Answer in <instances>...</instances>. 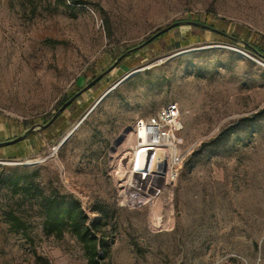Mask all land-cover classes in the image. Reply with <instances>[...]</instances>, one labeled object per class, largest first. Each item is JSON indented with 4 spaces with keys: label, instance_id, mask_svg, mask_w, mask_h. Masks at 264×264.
<instances>
[{
    "label": "rangeland",
    "instance_id": "374dc122",
    "mask_svg": "<svg viewBox=\"0 0 264 264\" xmlns=\"http://www.w3.org/2000/svg\"><path fill=\"white\" fill-rule=\"evenodd\" d=\"M81 1L0 0V141L47 122L173 22L204 23L264 53V0ZM244 42L175 27L124 58L52 126L1 147L0 264H89L71 232L45 233L49 194L76 198L99 223L106 264H264V60ZM170 103L181 110L184 148L195 146L157 205V223L149 207L122 199L117 164L128 158L135 121Z\"/></svg>",
    "mask_w": 264,
    "mask_h": 264
},
{
    "label": "built area",
    "instance_id": "2783aa9c",
    "mask_svg": "<svg viewBox=\"0 0 264 264\" xmlns=\"http://www.w3.org/2000/svg\"><path fill=\"white\" fill-rule=\"evenodd\" d=\"M182 123L177 103L167 104L150 117L135 121L128 158L117 164V183L122 199L130 207L147 206L155 213L159 201L173 190L192 152L190 148L195 146L184 148ZM153 220L158 223L161 215Z\"/></svg>",
    "mask_w": 264,
    "mask_h": 264
},
{
    "label": "trees",
    "instance_id": "16d2710c",
    "mask_svg": "<svg viewBox=\"0 0 264 264\" xmlns=\"http://www.w3.org/2000/svg\"><path fill=\"white\" fill-rule=\"evenodd\" d=\"M57 1L65 2V0ZM68 1L72 4L83 3L81 0ZM42 205L45 217L44 231L47 235L61 238L66 231H69L82 244L89 264H106L109 253L108 242L100 236L99 223L89 221L88 214L79 200L72 196L49 194L43 196ZM12 221L17 224L22 223L17 216L12 217Z\"/></svg>",
    "mask_w": 264,
    "mask_h": 264
},
{
    "label": "water",
    "instance_id": "95a60500",
    "mask_svg": "<svg viewBox=\"0 0 264 264\" xmlns=\"http://www.w3.org/2000/svg\"><path fill=\"white\" fill-rule=\"evenodd\" d=\"M183 24H189V25H194V26H198V27H202V28H206V29H210L212 31L218 32L220 34H223L225 36H228L236 41H241L244 42L240 39H237L233 36H230L228 34H226L225 32H222L212 26L206 25L204 23H200V22H196V21H192V20H185V21H176L173 22L172 24L160 29L159 31H157L156 33H154L152 36H150L147 40L143 41L142 43L129 48L128 50H126L124 53H122L120 56L117 57V59L106 69L104 70L102 73H100L98 76H96L93 80H91L86 86H84L83 88H81L79 91H77L74 95H72L69 99H67L62 105L61 107L53 114V116H51V118L45 122V123H36L33 124L31 127L27 128L22 134H20L19 136L9 139V140H5V141H0V148L1 147H6V146H10V145H14L20 141H23L24 139H26L28 136H30L31 134H33L36 131H41L44 129L49 128L50 126H52L55 121L63 114V112L80 96L82 95L85 91L91 89L95 84H97L100 80L103 79L104 76H106L108 73H110L124 58L128 57L131 53L140 50L141 48L145 47L146 45H148L149 43H151L153 40H155L156 38L160 37L161 35H163L164 33H166L167 31L175 28V27H179ZM249 48H251L257 55H259L261 58L264 59V53H262L261 51H259L256 47L252 46L251 44L244 42ZM84 120V118L82 119ZM81 120V121H82Z\"/></svg>",
    "mask_w": 264,
    "mask_h": 264
},
{
    "label": "bare ground",
    "instance_id": "6f19581e",
    "mask_svg": "<svg viewBox=\"0 0 264 264\" xmlns=\"http://www.w3.org/2000/svg\"><path fill=\"white\" fill-rule=\"evenodd\" d=\"M81 123H82V121H80L78 124H77V126L76 127H74L68 134H67V136H66V138L65 139H67V138H69L74 132H75V130L81 125ZM128 144L129 145H132V142L130 141V142H128ZM131 147V146H130ZM160 202V201H159ZM158 210V212H160L161 210L159 209V207H156L155 208V212ZM153 215H152V217H154L155 219L157 218V217H159V213H152Z\"/></svg>",
    "mask_w": 264,
    "mask_h": 264
}]
</instances>
